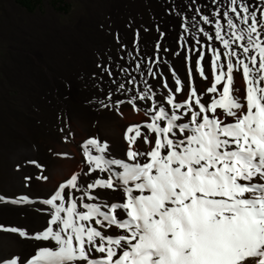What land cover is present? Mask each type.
Returning a JSON list of instances; mask_svg holds the SVG:
<instances>
[{"label":"snow or ice","instance_id":"6c2138e0","mask_svg":"<svg viewBox=\"0 0 264 264\" xmlns=\"http://www.w3.org/2000/svg\"><path fill=\"white\" fill-rule=\"evenodd\" d=\"M211 2V18L197 7L191 29L178 13L182 61L208 83L198 90L191 67L183 80L162 67L159 41L155 58L128 51V67L120 68L126 83L115 89L126 100L115 104L146 119L126 127L120 158L106 141L82 145L83 175H99L89 182L74 173L42 201L50 219L35 239L50 245L26 264H264V0ZM100 189L110 191L98 199L92 190ZM9 202L30 201L0 196Z\"/></svg>","mask_w":264,"mask_h":264},{"label":"rangeland","instance_id":"374dc122","mask_svg":"<svg viewBox=\"0 0 264 264\" xmlns=\"http://www.w3.org/2000/svg\"><path fill=\"white\" fill-rule=\"evenodd\" d=\"M68 2L70 15L63 21L46 1L30 13L14 0H0V196L21 197L23 190L9 194L5 183L23 182L30 171L34 183L54 181L51 164L66 169L67 178L80 173L84 139L66 121L65 104L83 115L94 104L97 118L121 121V127L129 122L132 108L126 103L116 107L122 93L106 84L104 65L112 77H121L120 68L129 64L127 52L153 56L157 41L159 56L171 61L165 38L172 34L165 29L162 0ZM53 85L61 87L62 95ZM68 87L74 98L64 95ZM21 149L28 152L17 156ZM4 238L1 234L0 245Z\"/></svg>","mask_w":264,"mask_h":264},{"label":"bare ground","instance_id":"6f19581e","mask_svg":"<svg viewBox=\"0 0 264 264\" xmlns=\"http://www.w3.org/2000/svg\"><path fill=\"white\" fill-rule=\"evenodd\" d=\"M165 4L167 11V20L165 23V29L172 34V37L165 38L166 45L169 48L171 54V61H167L166 65L162 67H167L171 65L177 71L178 75L183 79L186 78L187 69L191 67L193 69V83L194 86L198 88V90H202L203 86L208 83V81L201 80L199 76L195 73L194 64L189 62L187 67L185 66V62L182 61L181 54L186 51V49L181 48L178 39L182 35H186L183 30L180 28V24L182 22L181 16L178 13H182L184 19L187 21V26L191 29V24L194 23L192 17L196 14V8L199 7L203 14L209 15L211 18V10L216 8L215 4H212L211 0H162ZM258 3V0H254V4ZM259 15V12H257ZM196 20H199V17L196 16ZM223 23V21H222ZM200 25L205 29H208V25H203L200 22ZM213 34V33H210ZM204 43L205 41L202 39L201 41ZM185 43H188L186 40ZM213 46H218V42H214ZM177 52V55H172L173 52ZM38 56V55H37ZM36 56V57H37ZM35 58V57H34ZM153 58H155L153 56ZM195 54H192V59L194 60ZM207 59V57H206ZM165 60V59H164ZM203 63V62H202ZM206 74L210 76V70L205 69ZM135 74V73H133ZM170 75V74H169ZM235 76V87H238L241 91L235 93L236 95H242L243 90L245 88L244 81L242 76L238 73H234ZM115 81V83H114ZM49 82H51L49 80ZM119 82H125V76L122 75L117 77H107L106 84L110 87L117 88ZM170 86L172 85V81L169 80ZM53 87L58 88V93L62 91L61 87L53 85ZM128 87H131L128 85ZM64 95L70 96L72 98L75 97V91L68 87L64 91ZM178 97L181 94H177ZM121 100H126V97L122 94L118 97ZM207 98V95L206 97ZM96 106L94 104H88L86 106V112L84 115L81 112H77V110L69 108L66 104L64 106V112L66 121L69 126L74 127L81 140L84 139L82 145L89 138H96L101 142L106 141L109 145V149L111 154L115 158H120L122 154V150L126 147L125 142L123 141V134L127 126L132 124H138L146 119L143 116V112H136L131 109V112H128L129 122L121 127V121L115 120H105L99 119L95 116ZM127 114V113H126ZM139 118H142L141 121ZM131 120V121H130ZM28 149H21L18 152L17 156H21L22 154H26ZM32 155V151H30ZM78 159L81 161L80 168V176L79 179L89 180V177L99 175V173H90L89 176H84L83 172H87V164L83 157V148L81 149V160L78 154ZM68 169V167H67ZM50 175L54 179V181L48 180V182L44 184H40L38 182L34 183V173L32 171L28 172L25 176L23 182L17 179L8 180L5 183V191L9 194H16L18 190H23L22 193L24 197H27L30 201L29 203H0V224L5 225V228L0 226V235L4 234L3 243L0 245V260L6 258V256L11 255L12 258H16L18 264H26L27 260L34 255L35 251L38 250L39 247L49 246L50 242L46 241H38L35 239V235L44 230L47 226V220L50 219L49 206L42 203L44 199L50 197L59 184L66 181L68 175L66 174V169H63L57 164H51V168L49 170ZM90 182V180H89ZM99 191L101 193V197L98 199L104 198V193L110 190H92V194L95 195L96 192ZM77 197L81 195V193H75ZM10 200L14 198L7 197ZM87 200V198H84ZM23 229L26 232L25 237H21L18 232L10 231L9 229ZM54 245V242H51ZM15 254V255H14Z\"/></svg>","mask_w":264,"mask_h":264},{"label":"trees","instance_id":"16d2710c","mask_svg":"<svg viewBox=\"0 0 264 264\" xmlns=\"http://www.w3.org/2000/svg\"><path fill=\"white\" fill-rule=\"evenodd\" d=\"M21 8L33 13L44 6L45 1L63 21H68L71 5L68 0H14Z\"/></svg>","mask_w":264,"mask_h":264}]
</instances>
